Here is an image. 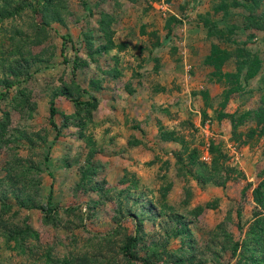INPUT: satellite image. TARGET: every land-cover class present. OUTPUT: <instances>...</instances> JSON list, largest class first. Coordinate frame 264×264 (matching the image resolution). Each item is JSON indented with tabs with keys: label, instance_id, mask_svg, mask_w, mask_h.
<instances>
[{
	"label": "rangeland",
	"instance_id": "rangeland-1",
	"mask_svg": "<svg viewBox=\"0 0 264 264\" xmlns=\"http://www.w3.org/2000/svg\"><path fill=\"white\" fill-rule=\"evenodd\" d=\"M216 3L0 0V264H142L123 255L133 234L149 264H264L251 197L264 31ZM204 16L236 26L228 43L206 36ZM213 44L231 53L220 75L205 62ZM238 48L261 61L251 78L224 76Z\"/></svg>",
	"mask_w": 264,
	"mask_h": 264
},
{
	"label": "trees",
	"instance_id": "trees-1",
	"mask_svg": "<svg viewBox=\"0 0 264 264\" xmlns=\"http://www.w3.org/2000/svg\"><path fill=\"white\" fill-rule=\"evenodd\" d=\"M249 5H244L243 3L239 2L238 0H217L216 6L214 7V12H220L223 17L227 16V12L229 8H236V7H243L247 11L246 17H244L245 23L249 24L248 27H252L255 30L264 31V10L260 11L258 14H254L253 11L260 7V5H264V1L261 2V0H249ZM20 10V9H18ZM18 11L11 10L5 13V18L14 16L17 14ZM0 19H3V14H0ZM203 24L204 29L206 30V36L207 37H215L216 39H220L225 43H228L230 41V33H232L236 26L234 25H228L224 24L223 27L219 28L216 24L210 23L209 20L204 16L200 18ZM263 43V55H264V36L262 38ZM237 50L235 55H232L234 58V73H224L225 77L231 78V79H237L239 78L241 72H243V78H251L254 76L258 71H260L261 68V61L258 58L256 54L250 53L248 51L242 50V48L235 49ZM230 54L225 49H220L218 45H211L210 51L208 56L205 58V62L212 65L214 67L216 73L220 75V68L221 66L230 58ZM72 82V81H71ZM14 83H6L5 88H9ZM56 94H53L49 100L48 103V122L49 125L56 129V125L54 123V116L56 114L55 108H54V97ZM66 99L69 98L68 96H65ZM74 102V101H73ZM89 107H92L91 103H88ZM251 115L253 116L254 123L257 125L256 128L260 130L261 136L264 137V105L263 107H258L256 110L251 111ZM226 116V115H224ZM6 118V117H5ZM4 126L3 124L0 125ZM255 129V128H254ZM249 129L248 130V137H250L255 130ZM209 154L212 156L214 154L215 157L213 158V163L216 160H222L223 155L214 147L211 145V147L208 150ZM212 165V163H211ZM251 197L253 202L255 203V206H257L259 209L264 211V179L260 180L259 183L256 185V187L251 192ZM43 216L46 218V220H49V213L44 212ZM14 240H16V235L13 237ZM138 242L137 235H125L123 238L122 243V249H123V255L127 256L128 259H136L141 260L142 264H149L150 260L148 256H146L144 259H141L137 257L136 252L134 251V247L136 246V243ZM154 245L150 246V250L152 251V248ZM156 259H158L156 257Z\"/></svg>",
	"mask_w": 264,
	"mask_h": 264
}]
</instances>
